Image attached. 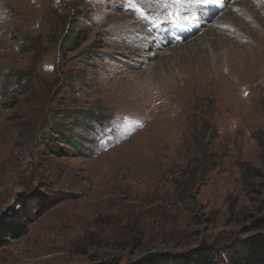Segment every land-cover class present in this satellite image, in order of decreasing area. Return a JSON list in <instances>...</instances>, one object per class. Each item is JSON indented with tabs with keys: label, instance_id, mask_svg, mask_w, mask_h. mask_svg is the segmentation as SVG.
Here are the masks:
<instances>
[{
	"label": "rangeland",
	"instance_id": "374dc122",
	"mask_svg": "<svg viewBox=\"0 0 264 264\" xmlns=\"http://www.w3.org/2000/svg\"><path fill=\"white\" fill-rule=\"evenodd\" d=\"M222 1L185 33L148 0H0V264H128L264 229L263 41L255 75L227 79L264 0ZM77 111L104 127L58 134Z\"/></svg>",
	"mask_w": 264,
	"mask_h": 264
},
{
	"label": "trees",
	"instance_id": "16d2710c",
	"mask_svg": "<svg viewBox=\"0 0 264 264\" xmlns=\"http://www.w3.org/2000/svg\"><path fill=\"white\" fill-rule=\"evenodd\" d=\"M73 41V38L70 39L67 42L68 45H71ZM69 117L68 125L57 132L58 134L65 133L69 127L73 126L92 131L97 126L103 128L106 122L102 117L96 116L93 111L91 113L77 111ZM79 117L83 119H78ZM69 135L70 133L66 134V136ZM70 142L68 139L64 143ZM34 194L39 197L40 192L36 190ZM260 224L258 220L254 227L259 229ZM128 264H264V229L255 235L238 239L225 248L211 243H201L196 248L185 252H151Z\"/></svg>",
	"mask_w": 264,
	"mask_h": 264
},
{
	"label": "bare ground",
	"instance_id": "6f19581e",
	"mask_svg": "<svg viewBox=\"0 0 264 264\" xmlns=\"http://www.w3.org/2000/svg\"><path fill=\"white\" fill-rule=\"evenodd\" d=\"M222 2L224 3V1H222V0H216L214 5L211 4V5H206V6H196V7H194L190 12L183 13V15H184L183 18L178 19L177 21H175L176 22L175 23V27L177 29H179L181 32L187 33V31L190 30V26L199 25L201 20L205 21V20H207L210 17V12L211 11H215L216 9L222 7L223 6V5H221V4H223ZM0 3H2V2H0ZM1 5H7V2L5 4H1ZM260 10H263V12H264V4L262 5V8ZM246 15L248 16V19L242 21V24L240 25L242 30H243V34H244L243 38H241L242 39L241 42H243L244 45L248 44L249 43V38H250V37H248V35L251 34V35H253V36H251L253 38V40L250 39L251 40L250 42H251L252 45L250 46V48H247V49H244V50L243 49L242 50H237L236 47H235V48H230L229 51H228V61L227 62H228L229 68H231V75L227 71L228 75H229V78H227V79L229 81L230 80L234 81L235 84H237L238 81L242 82V81H245V79H250L251 76L253 77L254 73L252 72V70H255V67H257V66H260L259 62H254L253 61L254 50H256L255 48L257 47V44L259 42L263 41L261 44L264 46V25L261 24L262 23V19L259 20V22L261 21L259 23V22L256 21L254 16L252 18L251 16H249V14H247V12H246ZM256 23L259 26L262 27L260 32L257 31V27L255 25ZM137 27L143 29L142 25L138 24ZM153 38H154L153 36H152V38L146 36V38L143 39V45L142 46L144 48L154 49L159 44L157 43L158 40L157 39L153 40ZM242 61H245L244 64L246 65V68L248 69V72H246V71L245 72H240L239 70H237V72H236V69L238 68L239 62H242ZM222 71H223V69H222ZM222 75L223 74L221 73V71H219L217 73V75L215 76L216 80H219V78H221ZM230 76L233 79H231Z\"/></svg>",
	"mask_w": 264,
	"mask_h": 264
},
{
	"label": "snow or ice",
	"instance_id": "6c2138e0",
	"mask_svg": "<svg viewBox=\"0 0 264 264\" xmlns=\"http://www.w3.org/2000/svg\"><path fill=\"white\" fill-rule=\"evenodd\" d=\"M129 2L133 3V0H129ZM148 2L159 4L169 19L175 22L183 18V13L190 12L194 7L211 5L216 0H148ZM133 6L136 7L135 4ZM139 11L142 16H145L143 8H139ZM145 18L147 17L145 16Z\"/></svg>",
	"mask_w": 264,
	"mask_h": 264
}]
</instances>
